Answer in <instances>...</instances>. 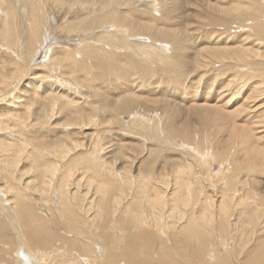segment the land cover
Segmentation results:
<instances>
[{"label": "bare ground", "instance_id": "6f19581e", "mask_svg": "<svg viewBox=\"0 0 264 264\" xmlns=\"http://www.w3.org/2000/svg\"><path fill=\"white\" fill-rule=\"evenodd\" d=\"M252 32L264 0H0V264H264Z\"/></svg>", "mask_w": 264, "mask_h": 264}, {"label": "rangeland", "instance_id": "374dc122", "mask_svg": "<svg viewBox=\"0 0 264 264\" xmlns=\"http://www.w3.org/2000/svg\"><path fill=\"white\" fill-rule=\"evenodd\" d=\"M232 17L234 18V21L233 22H240L242 20H244V16L243 15H237V14H233ZM195 19L192 20V22L194 21ZM191 21V20H190ZM210 30V29H209ZM215 32H217L216 30H214ZM253 32L251 33V35H249L248 38L249 39V43H247V45L245 46L246 48H254V49H258L260 48V50L262 52H264V47H257V46H253V43L255 39H258V37L256 36H252ZM230 37L233 38L232 40H235V34H230ZM243 58L245 61H247L248 64H251L253 65L254 63H258V62H261V60L259 59H253V58H250L249 57V53L248 52H244L243 54ZM247 64V65H248ZM244 66L243 63H230V66H223V70H218L217 72L220 73L219 74V77L220 78H224V84L227 83V80L229 79H232V80H238L237 83H239V86H238V90H243L245 92H249L253 89V83L255 82L254 79H253V73L256 69V66H253V71L252 72H242L239 70L240 67ZM212 70V68L210 69ZM209 70V71H210ZM208 71V74L210 76V72ZM233 76H238V77H233ZM227 99V97H225V99H223V101H220V102H217L215 99L211 102H209L210 105H220L221 103H223L225 100ZM259 100V99H258ZM236 102L237 101H234L232 103V106L228 109V110H232L236 107ZM260 102V101H258ZM263 109H264V105H263ZM205 116H206V119L208 120H212L214 121V117L212 114H207V113H203ZM241 116V115H240ZM205 120V118H196L195 116L192 118V122L195 123L197 126L201 125L203 126L208 132H210V136H208V142L210 143L209 140H212L213 138V129L211 128V126L209 124H203V121ZM221 122V121H220ZM237 123H242V119H239L237 121ZM257 138H261V142L260 144L257 146L260 151L264 152V126L258 130L257 134L255 135ZM239 140V139H238ZM221 160V159H220ZM257 178L259 180H262L264 181V174H261V175H258ZM264 198V196H263ZM258 199L257 201H260L261 199L260 198H256Z\"/></svg>", "mask_w": 264, "mask_h": 264}]
</instances>
